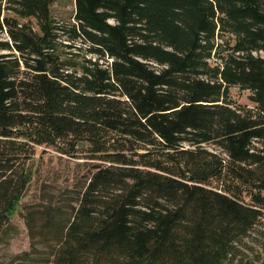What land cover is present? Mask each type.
I'll use <instances>...</instances> for the list:
<instances>
[{"label": "trees", "instance_id": "trees-1", "mask_svg": "<svg viewBox=\"0 0 264 264\" xmlns=\"http://www.w3.org/2000/svg\"><path fill=\"white\" fill-rule=\"evenodd\" d=\"M74 6L72 29L111 59L72 78L44 59L50 0H0V31L11 39H0L10 49L0 51V239L35 146L71 153L87 141L106 164L66 221L44 223L52 264H225L264 214V56L253 52H264V0ZM6 9L33 16L41 33ZM220 29L236 39L216 68L207 58ZM231 85L250 89L255 105H231Z\"/></svg>", "mask_w": 264, "mask_h": 264}, {"label": "rangeland", "instance_id": "rangeland-1", "mask_svg": "<svg viewBox=\"0 0 264 264\" xmlns=\"http://www.w3.org/2000/svg\"><path fill=\"white\" fill-rule=\"evenodd\" d=\"M74 0H50V15L52 22L51 41L49 47H44V59L49 61L61 76L77 77L82 75L86 66L93 61L102 65L111 59L99 57L89 48L72 29L75 23ZM4 13L17 16L11 10ZM18 21H28L34 30L41 33L33 16H17ZM112 20V19H110ZM0 39H11L4 30L0 31ZM236 36L227 29H220L214 37V47L207 58L210 65L220 68L225 57L234 50ZM7 52L10 49H1ZM16 54V50L12 49ZM264 56L262 50L253 51ZM24 55H28L24 53ZM22 57V54L20 55ZM27 57V56H26ZM35 55L27 58L33 63ZM251 90L238 85L229 86L225 99L233 106L250 108L255 105L250 95ZM184 146H194L187 141ZM202 145L216 153L225 156L222 148L212 141ZM64 146H67L66 144ZM137 151H144V145L139 143ZM92 151L87 141L79 142L71 153L63 152L55 145H36L35 153L27 163L30 171L28 185L20 198L9 210V220L0 239V260L5 264H52L50 245L53 244L52 232L46 229L44 223L54 219L61 222L70 216L77 197L85 188L92 171L98 164L104 165ZM216 181L212 180L214 185ZM244 199L248 201L247 195ZM54 218V219H53ZM46 229V230H45ZM46 231V232H45ZM41 235H48L43 242ZM225 264H264V214L252 226L250 231L237 242L236 255Z\"/></svg>", "mask_w": 264, "mask_h": 264}]
</instances>
